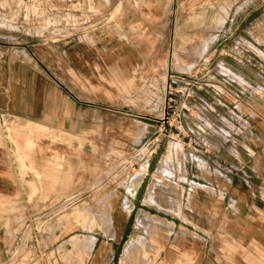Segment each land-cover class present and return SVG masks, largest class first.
<instances>
[{
	"label": "crops",
	"instance_id": "crops-1",
	"mask_svg": "<svg viewBox=\"0 0 264 264\" xmlns=\"http://www.w3.org/2000/svg\"><path fill=\"white\" fill-rule=\"evenodd\" d=\"M37 1H57L80 12L93 5L90 0ZM19 2L0 0V8L11 12ZM183 6L170 0L167 16L186 29L191 21L178 12ZM234 8L217 34L215 49L207 47L203 53L209 55L201 67L208 72V88L180 99V104L190 103L178 135L185 138L180 151L184 170L169 183L174 199H183L184 206L194 201L195 208L191 211L179 200V206L168 205L162 197H155L161 209L146 204L145 177L149 169L158 173L162 162L149 155L137 171L135 189L125 192L127 208L121 206V194L114 195L108 198L102 227L99 219L84 227L75 220L72 230H57L51 241L30 221L45 215L50 201L56 209L65 193L81 197L85 175L78 167L79 140L96 128L103 109L97 72L109 76L97 61L96 48L51 52L41 35L0 40V264H124L130 246L129 264L136 254L143 260L137 264H264V0H239ZM203 12L206 31L202 28L200 39L207 40L208 0ZM80 35L96 36L89 31ZM175 38L193 37L184 31ZM214 56L217 63L209 61ZM215 81L221 90L208 91ZM105 112L106 119L114 117ZM150 126L146 124L142 141L155 134ZM199 132L212 138L210 144L206 140V150L194 144V133L202 137ZM94 151L84 148L88 158ZM145 216L157 221L160 231L168 230V238L150 240L148 232L138 231L142 239L129 245L137 219ZM90 239L87 254L85 242ZM64 250L69 255L63 259Z\"/></svg>",
	"mask_w": 264,
	"mask_h": 264
},
{
	"label": "rangeland",
	"instance_id": "rangeland-1",
	"mask_svg": "<svg viewBox=\"0 0 264 264\" xmlns=\"http://www.w3.org/2000/svg\"><path fill=\"white\" fill-rule=\"evenodd\" d=\"M90 1L93 3L89 7L93 11V18L89 23H84L83 27L78 26L79 28L63 23L60 18L62 10L68 13L74 8L58 6L57 1L56 4L42 10L46 14L40 13L39 10L36 16L37 14L41 16L37 20L36 17L27 20V14L37 9L32 6L17 7L11 12L6 7L0 8V40L4 43L13 41L17 36L37 34L41 35L40 41L51 52L56 49L71 51L79 47L96 48L99 58L111 48L112 43L118 42L131 43L140 54L139 61L132 65L127 79L121 82L113 81L110 77L106 79L102 76L104 72H97V94L100 95L98 98L101 97L100 105L103 109L97 115L96 128L91 134L81 135L79 140L82 151L78 167L85 175V183L81 190L83 193L81 197L65 193L64 199L56 209H52L55 203L50 201L45 207L51 210L49 209L43 216L32 217L30 221L32 227L41 231L43 239L49 241L57 230L63 229L61 234L72 230L75 220L77 225H85L89 220L95 224L98 220L95 218L96 211L102 209L107 212L104 209L108 207V198L114 195L121 194L123 197L121 206L127 208L126 193L135 189L138 181L137 171L143 170L140 166L150 156L156 155L161 158L162 162L157 172L163 176L149 169L143 184L146 186V204L161 209L155 202V197H162L168 205L179 206V200L181 206H184L183 199H174V188L169 181L174 175L178 178L183 175L184 161L181 162L180 151L184 147L185 138L177 136V130L174 128H165L162 132L165 135L160 136V147L155 154L152 152L155 147H147V143L159 131L165 106L171 105V102L166 104L165 99L169 76L192 74L201 69L209 56L203 55L204 51L207 47L215 49L217 34L222 29L225 18L233 15L234 5L239 0H208L207 40L200 39L202 28L206 31L203 10L207 0H177L178 6L184 5L183 11L179 8L178 12L187 15L186 18L191 21L186 29L184 25H176L174 18L173 23H170L167 16L170 0ZM81 31H89L96 36L92 39L81 38ZM184 31H189V36L193 38H175ZM212 58L216 63L219 61L216 56L211 57L209 61ZM229 87L233 89L232 85ZM220 90L221 85L218 82L208 89ZM105 111L113 112L114 117L111 120L106 119ZM146 124L151 125L156 132L142 141ZM137 143L140 144L139 147H132ZM172 145L178 146L171 147ZM85 147L95 149L89 158L84 152ZM143 185L141 184L142 187ZM87 191L90 193L86 194L85 198L84 192ZM97 195L105 199L90 200ZM220 198L219 194L218 199ZM216 202L215 206H218ZM195 206L194 201L188 200L184 207L192 211ZM145 222L146 226L141 232H148L147 239L168 238L169 231L164 228L160 231L157 221L148 219ZM98 225L103 226L99 222ZM138 237L142 239L141 235ZM92 242V239L85 242L87 250L92 246ZM130 250H126L124 264H129L131 260ZM68 255L64 250L62 258ZM133 263L137 264V260Z\"/></svg>",
	"mask_w": 264,
	"mask_h": 264
},
{
	"label": "built area",
	"instance_id": "built-area-1",
	"mask_svg": "<svg viewBox=\"0 0 264 264\" xmlns=\"http://www.w3.org/2000/svg\"><path fill=\"white\" fill-rule=\"evenodd\" d=\"M51 5V3L49 4ZM48 4H43L40 1L37 0H20L18 7L26 6V7H35L37 8L35 11H32L30 14H27V20H31L33 17H36L35 20L40 18L41 15L36 16V13L41 11L40 13L46 14L42 10L45 7L49 6ZM63 12L61 13V20L63 21L64 24H72L75 27H83L84 23H89L92 20V13L91 9L85 8L84 12H80L78 9L77 10H72L68 13H65V10H62ZM35 12V15L33 13ZM90 26V25H88ZM78 27V28H79ZM75 35V34H74ZM34 37H38L37 34L32 35ZM73 36V35H72ZM204 69L201 68L195 73L192 74H179V75H174V76H169L167 80V91L165 93V99H166V104L171 102V105L165 106V111L160 123V128L159 131L157 132V135L151 138L148 143L147 147H155L153 151L157 150L158 147H160V136H163L165 134H162L163 129H171L174 128L177 130V136L181 134L183 130V120L185 117V114L190 113V103L187 101L183 104H180V99L181 96L188 97L190 92L192 90L194 91H205L208 86V76H207V71H203ZM203 72V74H202ZM192 99V97H189L188 100ZM199 122V121H198ZM202 135V137H196L194 133V144L196 147H199V149H204L206 150V147H208V144H206V140H209L208 143L210 144V140L212 138L209 136H204L201 132H199L198 136ZM185 137V135H184ZM189 139V137L187 136ZM187 139L188 143L189 140ZM212 147H217V145L212 143ZM152 151V152H153Z\"/></svg>",
	"mask_w": 264,
	"mask_h": 264
},
{
	"label": "bare ground",
	"instance_id": "bare-ground-1",
	"mask_svg": "<svg viewBox=\"0 0 264 264\" xmlns=\"http://www.w3.org/2000/svg\"><path fill=\"white\" fill-rule=\"evenodd\" d=\"M133 37H134V35H133ZM139 55H140L139 52L134 48V46L131 43H118V42H116V43H112L111 48L109 50H107L104 54H102L97 59V61H98V63H100L102 66H104L108 70V76L113 81L121 82V81L127 79L128 73L130 72V69L132 68V65L134 63H137V61H139V59H138L139 58ZM46 97H47V95H46ZM4 129H5V127H4ZM64 141H66V140L64 139ZM177 146L178 145H172L171 147H177ZM23 165H24V163H23ZM105 214H106V212L103 211L102 209H100L99 212L96 211V213H95V215H96L95 218L99 219V223H101V225H104V223L106 224V221H104V219L107 220V218H105L107 216H105ZM148 219L149 218L147 216H145L143 219L141 217L137 219V221H136V223L134 225V232H133V235H132V241L133 242L131 244L129 243V245H132L133 243L135 244V241L139 238L138 235H137V232L138 231L141 232V230L144 229V227L146 226V222L145 221L148 220ZM81 226L84 227V225H81ZM130 247L128 248V250H130ZM90 249H91V246L88 248L87 254H89ZM130 251L127 253L128 255H129ZM137 256H138V254H137ZM137 256H135V257L138 258ZM136 258H135V260L138 261V259H136ZM135 260L133 259V261H135Z\"/></svg>",
	"mask_w": 264,
	"mask_h": 264
}]
</instances>
